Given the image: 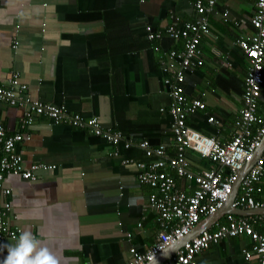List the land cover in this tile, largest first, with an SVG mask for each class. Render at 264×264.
<instances>
[{"label":"crops","instance_id":"0c3cea01","mask_svg":"<svg viewBox=\"0 0 264 264\" xmlns=\"http://www.w3.org/2000/svg\"><path fill=\"white\" fill-rule=\"evenodd\" d=\"M253 1H218L215 13L208 15L210 36L200 40L203 66L184 77L185 96L203 102L205 120L212 116L220 121V140L230 138L241 106L247 62L235 40L251 30ZM191 2L0 0V83L15 73L31 100L63 105L69 113L95 117L103 127L117 126L133 144L132 150L120 149L114 156L101 138L54 125L43 116H34L24 127L22 134L29 139L18 145L24 165L42 163L55 169L38 171L33 182L6 177L10 193L0 196V204L8 201L9 223L21 234L32 233L61 264H125L130 247L142 252L155 241V215L144 211L150 190L121 161H145L136 147L141 141L151 147L168 142V115L159 111L167 96L151 48L164 51L178 44L165 37L148 42L144 27L160 30L172 15L191 19ZM224 10L226 22L220 18ZM262 77L260 112L264 71ZM21 118L22 109L0 103V123L8 133L20 131ZM197 159H189L192 171L210 167ZM261 229L264 236V225ZM249 244L244 236L222 240L197 255L196 264H257L256 258L244 261L240 255Z\"/></svg>","mask_w":264,"mask_h":264},{"label":"built area","instance_id":"2783aa9c","mask_svg":"<svg viewBox=\"0 0 264 264\" xmlns=\"http://www.w3.org/2000/svg\"><path fill=\"white\" fill-rule=\"evenodd\" d=\"M142 1V0H141ZM219 0H192V16L181 20L170 16V22L162 29L144 27L148 42L160 41L164 37L178 44L165 51L156 45V65L163 74L161 84L168 98L166 112L169 114V134L166 144L151 147L147 141H141L136 147L142 152L145 161L123 159L122 165L131 166L139 185L150 190L147 196L145 212L155 215L158 231L155 241L142 252L133 247L128 249L129 258L125 264H145L170 245L186 237L203 218L215 213L227 200L237 172L250 162L253 153L264 137V110L257 112L258 98L263 84L262 65L264 62V0H254L252 14L248 18L250 31L235 40V46L246 59L247 67L243 77L241 107L232 123L228 140H220L218 127L220 121L208 116L206 123L216 127L209 135L201 134L186 124V118L204 110L199 99H188L184 95L183 82L187 71L203 65V53L200 45L202 37L210 36L208 15L214 14ZM227 21L228 11L220 16ZM17 43L14 41L13 49ZM26 86L17 75L11 74L0 83V103L22 109L20 131L8 133L0 123V196L10 193L4 180L8 176L33 182L38 171H53L54 165L32 163L25 166L18 151V145L28 140L22 134L29 127L34 116H43L54 125L64 124L75 129L86 130L92 136L101 138L112 147L110 155L119 156L120 149L131 146L119 132L103 127L95 117L85 118L77 113H69L63 105H51L31 100L25 94ZM163 112V108L159 109ZM210 163L209 168L192 171L189 154ZM264 147L253 160L245 175L240 179L233 208L245 210H263L264 193ZM176 179L183 180L185 186L179 189ZM10 203L0 204V244L6 240L14 244L21 231L9 223ZM264 222V214L235 216L226 214L223 222H216L213 230L207 229L195 237L183 242L180 248L167 260L159 264H196V257L222 240L244 236L250 244L240 251L244 261L256 258L257 264H264V236L253 229L256 223ZM140 228V222L136 223ZM130 237L129 234L126 235ZM4 251L0 250V258Z\"/></svg>","mask_w":264,"mask_h":264},{"label":"water","instance_id":"95a60500","mask_svg":"<svg viewBox=\"0 0 264 264\" xmlns=\"http://www.w3.org/2000/svg\"><path fill=\"white\" fill-rule=\"evenodd\" d=\"M264 147V137L262 138V141L259 145V147L256 149V151L253 153L252 158L250 162L246 163L243 165L241 170L237 172V177L235 182L232 185L231 192L225 201V203L213 214L203 218L201 221H199L194 228L189 232V234L180 239L179 241L175 242L174 244L170 245L168 248L164 249L162 252L157 254L151 261L145 263V264H159L167 259H169L178 248L181 247L183 242L187 241L188 239L195 237L202 231H205L207 229H210L221 217H223L226 214H232L235 216H250V215H258L263 213L264 214V209L263 210H241L238 208H233L231 206L232 201L236 195L238 184L240 179L245 175L247 172L248 168L252 164L253 160L259 155L260 151Z\"/></svg>","mask_w":264,"mask_h":264},{"label":"clouds","instance_id":"9594fccd","mask_svg":"<svg viewBox=\"0 0 264 264\" xmlns=\"http://www.w3.org/2000/svg\"><path fill=\"white\" fill-rule=\"evenodd\" d=\"M0 250L7 253L0 264H61V258L30 232L22 233L13 245L0 244Z\"/></svg>","mask_w":264,"mask_h":264},{"label":"trees","instance_id":"16d2710c","mask_svg":"<svg viewBox=\"0 0 264 264\" xmlns=\"http://www.w3.org/2000/svg\"><path fill=\"white\" fill-rule=\"evenodd\" d=\"M156 29H158V28H156ZM168 41L171 43V45L173 44V42L172 41H170L169 39H168ZM169 49H170V47H168ZM167 48V49H168ZM167 49H165V50H167ZM151 50V49H150ZM162 51H163V49H161ZM164 50V51H165ZM153 52V51H152ZM154 53V52H153ZM246 60V59H245ZM263 64H264V62H263ZM203 66V65H202ZM197 69H199V68H195V69H193L192 71H187L186 73L187 74H189V73H191V72H193V71H195V70H197ZM264 70H263V65H262V72H263ZM246 72V71H245ZM158 73H159V76H160V78H162L163 77V74L161 73V71L158 69ZM187 74H185V75H187ZM243 81V80H242ZM186 83H187V81H186ZM242 86H243V83H242V85H241V88H242ZM183 90H184V95H186L187 93L185 92L186 91V86H185V80H184V82H183ZM164 91H165V89H164ZM239 92H241L242 93V90H240ZM241 93H240V95H241ZM188 96V95H187ZM189 97V96H188ZM260 98L261 97H259L258 98V108H260V103H262L261 102V100H260ZM188 99H190V98H188ZM167 106H168V98H167V103H166V105L164 106V107H162L163 108V111H165L166 112V110H167ZM257 112L259 113L260 112V109H257ZM166 114L168 115V121H169V123H168V131H169V124H170V116H169V114L166 112ZM203 117V118H202ZM207 118V117H206ZM186 124L190 127V128H192V129H194V130H196L197 132H200L201 134H204V135H209L210 133H213L215 130H216V127L215 126H212L211 124H208V123H206V120L204 119V114H203V112L202 111H199V112H197L195 115H193V116H188L187 118H186ZM69 127H71V126H69ZM71 128H73V127H71ZM110 129H111V131H114V132H119L121 135H122V137H123V134H122V132L118 129V127L116 126V127H109ZM75 129V128H74ZM218 129H220V126L218 127ZM168 134H169V132H168ZM167 134V135H168ZM95 137V136H94ZM98 138V137H97ZM100 139V138H99ZM167 139V136L165 137V140ZM104 141V140H103ZM159 145V144H158ZM158 145H156V146H158ZM133 149V144H131V146H129V148H127V149H124V151L126 152V151H129V150H132ZM139 150V149H138ZM140 151V150H139ZM120 153H121V151H120ZM192 154V153H191ZM198 158V157H197ZM196 158V156H194V155H192V156H190V155H188V159H191V160H193L194 162L195 161H198V159ZM199 162H201V163H203L204 164V166L205 165H210V163L207 161V160H205V159H200L199 160ZM177 180V182H176V186L179 188V189H183L184 188V186L186 185L185 184V182L183 181V180H179V179H176ZM262 185H261V187L263 188L264 187V177L262 178ZM263 225H264V222H262V223H256V224H254L253 225V229L255 230V231H257L258 233H263L262 232V229H261V227H263Z\"/></svg>","mask_w":264,"mask_h":264}]
</instances>
